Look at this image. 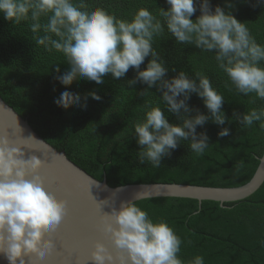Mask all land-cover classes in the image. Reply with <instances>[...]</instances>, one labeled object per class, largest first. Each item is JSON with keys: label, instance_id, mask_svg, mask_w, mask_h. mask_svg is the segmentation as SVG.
Masks as SVG:
<instances>
[{"label": "clouds", "instance_id": "1", "mask_svg": "<svg viewBox=\"0 0 264 264\" xmlns=\"http://www.w3.org/2000/svg\"><path fill=\"white\" fill-rule=\"evenodd\" d=\"M165 2L167 9L158 7L156 14L140 7L130 19H122L103 7L90 6L86 0H0V15L6 21H31L35 42L48 52L64 55L69 70L55 77L60 84L70 86L83 79L100 85L106 75L120 80L131 68L135 76L126 81L129 88L137 82L147 85L144 90L156 88L160 101L178 123H170L161 107L146 104L144 118L134 124L138 162H149L155 168L182 140L190 141V149L202 155L209 137L206 131L197 132V127L209 121L222 126L234 119L246 127L260 122L264 129V107L242 114L234 110L232 117H227L222 110L224 97L206 75L197 72L190 78L173 68L176 74L166 78L169 69L153 47L167 29L175 42L213 52L218 68L238 93L255 94L264 100V45L257 43L245 23L233 15L235 5L213 7L210 0ZM257 2L264 6V0ZM197 11L200 14L193 20ZM42 18L46 22L42 23ZM55 70L60 72L58 66ZM192 94L202 100L207 114L189 106ZM89 97L101 100L96 91L86 93L83 103L79 93L64 91L55 103L65 110L72 105L86 108ZM229 134L227 127L217 133L219 137ZM42 166L39 157L26 159L20 148L10 147L6 139L0 141V255L7 264H26L25 257H43L53 248L52 240L44 239V232L60 224L66 204L47 191L36 175ZM30 175L31 180L27 179ZM111 218L104 231L110 233L116 248L128 254L131 264H205L202 255L181 259L178 254L183 241L174 229L163 219H151L135 202L113 208ZM91 260L93 264H111L113 257L97 242Z\"/></svg>", "mask_w": 264, "mask_h": 264}, {"label": "trees", "instance_id": "2", "mask_svg": "<svg viewBox=\"0 0 264 264\" xmlns=\"http://www.w3.org/2000/svg\"><path fill=\"white\" fill-rule=\"evenodd\" d=\"M93 7H103L122 19H130L140 7L154 14L158 7L167 9L165 0H86ZM213 7L226 3L238 21L244 22L257 43L264 45V6L257 0H210ZM227 10V9H226ZM200 13L192 17L195 20ZM41 22H46L42 18ZM31 21L12 24L0 15V97L47 143L97 180L114 187L134 183H184L213 187H236L245 184L258 165L264 151V129L260 122L246 127L232 119L222 126L211 121L197 132L206 131L209 145L202 155L190 149V141H180L170 157L155 168L140 164L139 145L134 124L144 118L145 105L159 106L170 123H178L167 112L155 87L137 82L129 88L126 81L135 76L130 68L126 76L114 80L110 74L104 83L74 80L64 86L55 78L69 70L62 53L46 51L35 42ZM39 35H43L41 31ZM55 38V37H53ZM165 66L166 78L184 71L190 78L197 72L206 75L212 87L224 97L223 111L229 118L233 111L247 113L264 107V100L238 93L227 75L218 68L213 52H201L195 46L175 42L165 29L153 43ZM141 65L143 69L147 63ZM60 72H56V67ZM264 66V62H262ZM64 91L82 97L96 91L101 100L91 97L87 107L75 105L63 109L55 100ZM255 100V103L251 101ZM188 104L207 114L203 102L192 94ZM227 127L230 134L217 133ZM154 221L165 220L182 239L181 259L202 255L205 264H264V181L244 199L220 203L182 197H153L134 201Z\"/></svg>", "mask_w": 264, "mask_h": 264}, {"label": "water", "instance_id": "3", "mask_svg": "<svg viewBox=\"0 0 264 264\" xmlns=\"http://www.w3.org/2000/svg\"><path fill=\"white\" fill-rule=\"evenodd\" d=\"M5 139L10 147L20 148L26 159L35 155L43 161L36 175L47 191L66 204L60 224L55 230L46 229L44 232V239L53 242L52 250L43 257H25L26 264H93L91 252L97 242L104 244L112 255L111 264H131L128 254L116 248L110 233L104 231V224L112 222L113 208L119 209L123 203L153 197L192 198L199 203L202 200L234 202L252 194L264 181L263 151L252 177L241 186L134 183L112 187L105 179L97 180L47 143L0 97V141ZM32 178L31 175L27 177ZM0 264H7L2 255Z\"/></svg>", "mask_w": 264, "mask_h": 264}]
</instances>
